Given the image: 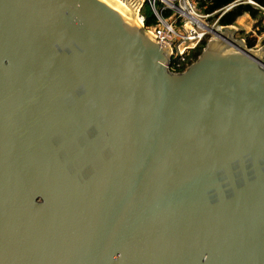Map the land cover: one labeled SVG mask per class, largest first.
Segmentation results:
<instances>
[{"label":"water","instance_id":"95a60500","mask_svg":"<svg viewBox=\"0 0 264 264\" xmlns=\"http://www.w3.org/2000/svg\"><path fill=\"white\" fill-rule=\"evenodd\" d=\"M140 6L0 0V264H264V44Z\"/></svg>","mask_w":264,"mask_h":264},{"label":"built area","instance_id":"2783aa9c","mask_svg":"<svg viewBox=\"0 0 264 264\" xmlns=\"http://www.w3.org/2000/svg\"><path fill=\"white\" fill-rule=\"evenodd\" d=\"M146 2L156 19V24L151 27H144L148 32L155 35L158 42H165L170 50L168 62L173 58V66L175 68H182V70L189 64L186 58L187 50L193 49L201 39L209 33L212 34V27H218L213 21L208 24L205 20L209 16L203 12L202 8L195 5L192 0H141V5ZM159 5H157V3ZM239 0H235L227 6L220 9L219 13L224 12L231 6L235 5ZM251 4L258 9L262 15V26L264 28V7L259 6L251 0H241ZM169 11L173 18L167 21L163 12ZM139 22L143 25V17L139 14ZM177 24L178 30L173 28V23ZM257 40L264 37V31L260 34L250 31ZM250 36V35H248ZM264 44V43H262ZM252 47H255L252 46ZM192 62V61H191ZM190 62V63H191ZM168 67V64H167ZM181 70V71H182Z\"/></svg>","mask_w":264,"mask_h":264},{"label":"trees","instance_id":"16d2710c","mask_svg":"<svg viewBox=\"0 0 264 264\" xmlns=\"http://www.w3.org/2000/svg\"><path fill=\"white\" fill-rule=\"evenodd\" d=\"M195 2V5L203 9V12L209 14L208 18L214 21L216 25H236V21L242 15H247L251 22V29L257 34H260L264 31L262 26V15L260 11L254 8L251 4L246 2H237L235 5L231 6L229 9L225 10L222 13H219L220 9L232 3L235 0H192ZM259 6L264 7V0H251ZM159 5L158 2H156ZM168 11L163 12V16L167 14ZM139 14L143 17V26L151 27L156 24V19L152 14L148 4L143 2L139 8ZM236 38H243L247 47H252L255 45V36H247L246 32L243 29H237L235 32ZM207 38V35L199 41V43L193 48L187 50L186 58L188 63L194 61L197 55L200 53L201 48L204 45V42ZM264 43V37L261 39V44ZM173 58L168 62V69L170 71H181L182 68H175L173 66Z\"/></svg>","mask_w":264,"mask_h":264},{"label":"rangeland","instance_id":"374dc122","mask_svg":"<svg viewBox=\"0 0 264 264\" xmlns=\"http://www.w3.org/2000/svg\"><path fill=\"white\" fill-rule=\"evenodd\" d=\"M139 18L138 17V15L137 16H135V18ZM164 18L167 20V21H170L172 18H173V16H172V13L171 12H167V14H165L164 15ZM208 24H211L213 21L212 20H210V18H206V20H205ZM251 20L248 18V16L247 15H242L240 18H238L237 19V21H236V25H233L236 29H243L245 32H246V34H247V36L248 35H250V36H253L251 33H250V31H252V29H251ZM248 24V25H247ZM173 28L174 29H176V30H178L179 28L177 27V24H176V22L175 23H173ZM235 33V32H234ZM212 34H208L207 35V38L208 37H210ZM234 37H235V35H234ZM261 45V40H255V47H253V48H256V47H258V46H260Z\"/></svg>","mask_w":264,"mask_h":264},{"label":"bare ground","instance_id":"6f19581e","mask_svg":"<svg viewBox=\"0 0 264 264\" xmlns=\"http://www.w3.org/2000/svg\"><path fill=\"white\" fill-rule=\"evenodd\" d=\"M137 15H138V14H137ZM137 15L135 14V15H134V18H135V16H137ZM135 19H136L137 21H139V18L136 17ZM247 25H248V24H247ZM212 32H213V31H212Z\"/></svg>","mask_w":264,"mask_h":264}]
</instances>
